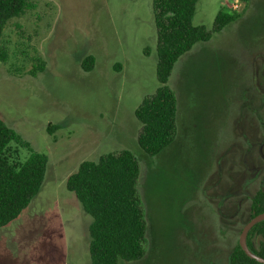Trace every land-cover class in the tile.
Masks as SVG:
<instances>
[{
	"label": "rangeland",
	"instance_id": "rangeland-1",
	"mask_svg": "<svg viewBox=\"0 0 264 264\" xmlns=\"http://www.w3.org/2000/svg\"><path fill=\"white\" fill-rule=\"evenodd\" d=\"M36 3L4 29L0 117L49 163L37 197L0 227V264H91L92 217L67 179L123 149L140 162L147 235L144 256L121 264H227L264 180V0L219 32L218 11L235 2L199 0L193 24L212 36L175 63L177 134L154 156L138 143L135 115L160 86L153 0ZM89 55L95 65L85 70ZM50 123L60 127L51 133ZM10 146L12 160L28 158Z\"/></svg>",
	"mask_w": 264,
	"mask_h": 264
},
{
	"label": "trees",
	"instance_id": "trees-1",
	"mask_svg": "<svg viewBox=\"0 0 264 264\" xmlns=\"http://www.w3.org/2000/svg\"><path fill=\"white\" fill-rule=\"evenodd\" d=\"M242 4L238 10L222 6L213 31L219 32L241 17L251 0H233ZM199 0H153L157 30L156 92L143 99L135 115L141 124L138 143L150 156L158 155L170 146L177 134L178 99L168 81L178 59L200 41L211 39L212 32L204 25H194L193 17ZM36 0H0V61L9 56L3 42L7 23L34 10ZM95 58L87 56L82 66L90 70ZM43 67V66H42ZM60 126L50 124L53 133ZM27 148L28 158L12 160L10 144ZM49 163L46 153L34 150L14 128L0 117V227L7 226L29 207L42 190ZM140 162L129 149L102 155L97 161L85 160L67 179L85 212L91 215L89 252L91 264H121V261L141 259L145 253L147 223L138 191ZM248 217L244 224L264 213V181L250 196ZM238 216V215H236ZM237 227L240 234L243 226ZM235 229V228H234ZM251 251L264 258V219L253 225L247 234ZM227 264H264L250 257L239 243L227 257Z\"/></svg>",
	"mask_w": 264,
	"mask_h": 264
},
{
	"label": "water",
	"instance_id": "water-1",
	"mask_svg": "<svg viewBox=\"0 0 264 264\" xmlns=\"http://www.w3.org/2000/svg\"><path fill=\"white\" fill-rule=\"evenodd\" d=\"M262 219H264V213H260V214L256 215L255 217H253L252 219H250V220L244 225V227H243V229H242V231H241V233H240V239H239V241H240V245L244 248V250L246 251V253H247L250 257H252V258L258 260V261L261 262V263H264V258L261 257V256H259V255H257V254H255L253 251H251V250L249 249V247H248V245H247V241H246V240H247V234H248L249 230L253 227V225H254L255 223H257L258 221H260V220H262Z\"/></svg>",
	"mask_w": 264,
	"mask_h": 264
},
{
	"label": "built area",
	"instance_id": "built-area-1",
	"mask_svg": "<svg viewBox=\"0 0 264 264\" xmlns=\"http://www.w3.org/2000/svg\"><path fill=\"white\" fill-rule=\"evenodd\" d=\"M235 2V4L234 5H232V6H230V5H228V8H230V9H233V10H238L240 7V4H239V2L238 1H234Z\"/></svg>",
	"mask_w": 264,
	"mask_h": 264
},
{
	"label": "crops",
	"instance_id": "crops-1",
	"mask_svg": "<svg viewBox=\"0 0 264 264\" xmlns=\"http://www.w3.org/2000/svg\"><path fill=\"white\" fill-rule=\"evenodd\" d=\"M122 69H124L123 66H122ZM50 124H51V123H50ZM50 124H49V125H50ZM140 129H141V124H140L139 129H138L137 140H138V138H139Z\"/></svg>",
	"mask_w": 264,
	"mask_h": 264
},
{
	"label": "flooded vegetation",
	"instance_id": "flooded-vegetation-1",
	"mask_svg": "<svg viewBox=\"0 0 264 264\" xmlns=\"http://www.w3.org/2000/svg\"><path fill=\"white\" fill-rule=\"evenodd\" d=\"M264 181V180H263ZM247 241V240H246ZM239 243H240V241H239Z\"/></svg>",
	"mask_w": 264,
	"mask_h": 264
}]
</instances>
